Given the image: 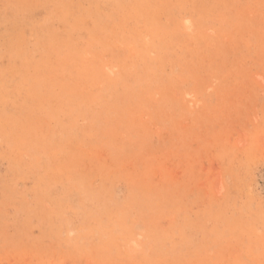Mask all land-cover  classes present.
<instances>
[{
	"label": "rangeland",
	"instance_id": "1",
	"mask_svg": "<svg viewBox=\"0 0 264 264\" xmlns=\"http://www.w3.org/2000/svg\"><path fill=\"white\" fill-rule=\"evenodd\" d=\"M0 264H264V0H0Z\"/></svg>",
	"mask_w": 264,
	"mask_h": 264
}]
</instances>
